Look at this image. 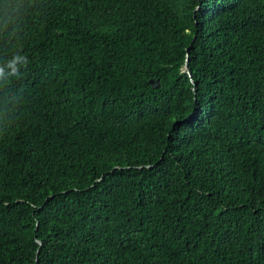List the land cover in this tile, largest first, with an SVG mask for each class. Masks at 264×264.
I'll return each mask as SVG.
<instances>
[{"label":"trees","instance_id":"16d2710c","mask_svg":"<svg viewBox=\"0 0 264 264\" xmlns=\"http://www.w3.org/2000/svg\"><path fill=\"white\" fill-rule=\"evenodd\" d=\"M31 3L0 264H264V0Z\"/></svg>","mask_w":264,"mask_h":264},{"label":"clouds","instance_id":"9594fccd","mask_svg":"<svg viewBox=\"0 0 264 264\" xmlns=\"http://www.w3.org/2000/svg\"><path fill=\"white\" fill-rule=\"evenodd\" d=\"M31 7V0L26 6L24 0H0V45L17 49L10 58L0 60V89L8 88L13 78H21V68L28 65L27 57L19 51L18 42L28 13L26 8Z\"/></svg>","mask_w":264,"mask_h":264},{"label":"water","instance_id":"95a60500","mask_svg":"<svg viewBox=\"0 0 264 264\" xmlns=\"http://www.w3.org/2000/svg\"><path fill=\"white\" fill-rule=\"evenodd\" d=\"M186 67V65H184V68ZM148 83H150L153 87H157V80L153 79V78H149L148 79ZM37 242L39 243V241L37 240Z\"/></svg>","mask_w":264,"mask_h":264}]
</instances>
